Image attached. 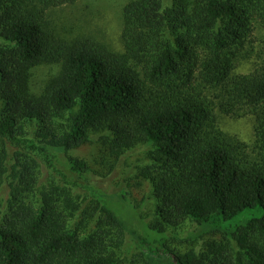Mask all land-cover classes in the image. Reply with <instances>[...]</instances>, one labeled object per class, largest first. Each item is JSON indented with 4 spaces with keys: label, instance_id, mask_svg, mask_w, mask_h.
Listing matches in <instances>:
<instances>
[{
    "label": "trees",
    "instance_id": "16d2710c",
    "mask_svg": "<svg viewBox=\"0 0 264 264\" xmlns=\"http://www.w3.org/2000/svg\"><path fill=\"white\" fill-rule=\"evenodd\" d=\"M79 1L0 0V264H264V52L234 73L253 25L264 30V0H132L120 52L52 26L50 10ZM43 66L58 71L38 88ZM218 115L251 117L253 145L221 131ZM92 140L115 160L149 148L139 179L156 201V236L105 205L108 195L44 182L37 161L8 146L23 141L48 167L84 175L89 164L70 153ZM120 194L140 207L131 189ZM187 222L189 240L221 239L178 249L165 228ZM126 236L137 252L122 263Z\"/></svg>",
    "mask_w": 264,
    "mask_h": 264
},
{
    "label": "rangeland",
    "instance_id": "374dc122",
    "mask_svg": "<svg viewBox=\"0 0 264 264\" xmlns=\"http://www.w3.org/2000/svg\"><path fill=\"white\" fill-rule=\"evenodd\" d=\"M132 0H80L79 2L50 10L48 13L49 21L57 32L66 40L76 38H90L103 44L113 52L122 51L120 39L121 15L123 7ZM253 33L247 41L244 51L250 58L236 62L234 66L235 74H248L257 64L258 58L264 52V30L258 25H253ZM56 66H43L35 70L34 81L38 88L43 85L45 80L57 73ZM218 127L229 136L236 137L241 142L252 146L254 142L253 119L251 117H242L232 119L218 115ZM10 152L20 150L23 153L30 154L38 163L41 170V180L48 184L72 187V193L75 196L87 197L90 199V191L95 190L106 196L103 203L111 208L116 214L121 216L128 224L135 226L143 235L156 236L147 229V223L152 220H160L155 213L156 201L152 199L150 186L148 183L141 182L139 174L141 169L148 165L146 159L149 148L138 146L135 149L126 152L119 160L111 158L109 152L102 147L97 140H92L76 151L70 153L73 158L86 161L89 164L90 173L77 175L67 171L65 168L56 165L54 169L47 166L44 156L31 150L27 143L8 144ZM11 158V155H10ZM42 181V184L45 183ZM142 183V187L137 184ZM4 187L0 189V206L3 207L6 194ZM129 198L140 207H135L128 200L121 198L120 192L125 190L130 192ZM116 194V195H114ZM155 206V208H154ZM1 210V208H0ZM246 218V215H243ZM241 217H237L230 222H224L222 225L228 227L239 223ZM164 229V226L162 227ZM194 229L192 222H187L181 228L175 230L165 228L168 237L173 238V244L178 249H193L200 252L204 240L221 239L218 235L204 237L201 242L192 241L187 238L188 234ZM127 237V236H126ZM132 239L127 237L124 247L117 252L118 258L122 263L126 257L132 256L136 251L131 246ZM126 264H130L127 262Z\"/></svg>",
    "mask_w": 264,
    "mask_h": 264
}]
</instances>
